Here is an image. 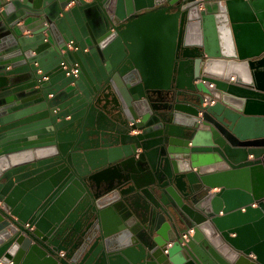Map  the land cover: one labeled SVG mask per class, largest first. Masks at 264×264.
Segmentation results:
<instances>
[{"label":"water","instance_id":"1","mask_svg":"<svg viewBox=\"0 0 264 264\" xmlns=\"http://www.w3.org/2000/svg\"><path fill=\"white\" fill-rule=\"evenodd\" d=\"M0 31V264H264V0H0Z\"/></svg>","mask_w":264,"mask_h":264},{"label":"crops","instance_id":"2","mask_svg":"<svg viewBox=\"0 0 264 264\" xmlns=\"http://www.w3.org/2000/svg\"><path fill=\"white\" fill-rule=\"evenodd\" d=\"M71 5H73V3ZM44 24L45 20L43 18L30 17L19 24V27H17V32L19 34H32ZM1 35H3V33L0 31V36ZM232 79H234V76H232ZM249 159H253V155H250ZM214 191H218V189H215Z\"/></svg>","mask_w":264,"mask_h":264},{"label":"built area","instance_id":"3","mask_svg":"<svg viewBox=\"0 0 264 264\" xmlns=\"http://www.w3.org/2000/svg\"><path fill=\"white\" fill-rule=\"evenodd\" d=\"M73 43V41H70L69 42V46H71V44ZM78 71H79V67L77 65H75V67L72 69V73L77 76L78 74ZM0 204H1V201H0ZM29 224H27L26 226H28Z\"/></svg>","mask_w":264,"mask_h":264},{"label":"flooded vegetation","instance_id":"4","mask_svg":"<svg viewBox=\"0 0 264 264\" xmlns=\"http://www.w3.org/2000/svg\"><path fill=\"white\" fill-rule=\"evenodd\" d=\"M79 72V71H78Z\"/></svg>","mask_w":264,"mask_h":264}]
</instances>
